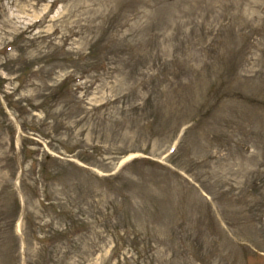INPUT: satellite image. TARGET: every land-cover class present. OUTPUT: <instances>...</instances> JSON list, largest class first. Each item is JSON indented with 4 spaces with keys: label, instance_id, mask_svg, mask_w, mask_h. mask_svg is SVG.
Returning a JSON list of instances; mask_svg holds the SVG:
<instances>
[{
    "label": "rangeland",
    "instance_id": "1",
    "mask_svg": "<svg viewBox=\"0 0 264 264\" xmlns=\"http://www.w3.org/2000/svg\"><path fill=\"white\" fill-rule=\"evenodd\" d=\"M0 264H264V0H0Z\"/></svg>",
    "mask_w": 264,
    "mask_h": 264
},
{
    "label": "trees",
    "instance_id": "2",
    "mask_svg": "<svg viewBox=\"0 0 264 264\" xmlns=\"http://www.w3.org/2000/svg\"><path fill=\"white\" fill-rule=\"evenodd\" d=\"M15 202V199L13 200ZM17 207V204L15 205V208Z\"/></svg>",
    "mask_w": 264,
    "mask_h": 264
}]
</instances>
